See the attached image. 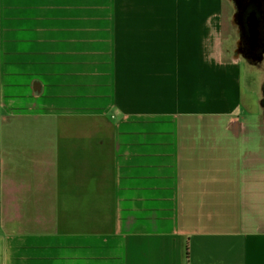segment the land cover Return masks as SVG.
Listing matches in <instances>:
<instances>
[{"label":"crops","instance_id":"obj_1","mask_svg":"<svg viewBox=\"0 0 264 264\" xmlns=\"http://www.w3.org/2000/svg\"><path fill=\"white\" fill-rule=\"evenodd\" d=\"M227 1L0 0V264H264Z\"/></svg>","mask_w":264,"mask_h":264},{"label":"flooded vegetation","instance_id":"obj_2","mask_svg":"<svg viewBox=\"0 0 264 264\" xmlns=\"http://www.w3.org/2000/svg\"><path fill=\"white\" fill-rule=\"evenodd\" d=\"M236 21L241 50L247 55H255L264 46V0H238ZM253 21H257L255 29Z\"/></svg>","mask_w":264,"mask_h":264},{"label":"rangeland","instance_id":"obj_3","mask_svg":"<svg viewBox=\"0 0 264 264\" xmlns=\"http://www.w3.org/2000/svg\"><path fill=\"white\" fill-rule=\"evenodd\" d=\"M225 7H229V9H231V11L233 13H237V9H238V0H229L227 1V4L225 5ZM236 19V17H235ZM235 19L233 20V22L231 23V32L228 35V44L231 48L236 47L235 45L238 44L241 41V36H240V32L238 33V29H237V22L235 21ZM229 29V28H228ZM227 29V30H228ZM240 40V41H239ZM239 48V46H238ZM244 77L246 78V85L247 88L250 92L254 93L255 92V86H257V82L255 79V67L254 65L251 66H246L245 70H244Z\"/></svg>","mask_w":264,"mask_h":264},{"label":"water","instance_id":"obj_4","mask_svg":"<svg viewBox=\"0 0 264 264\" xmlns=\"http://www.w3.org/2000/svg\"><path fill=\"white\" fill-rule=\"evenodd\" d=\"M257 26V21H253V29H255Z\"/></svg>","mask_w":264,"mask_h":264}]
</instances>
